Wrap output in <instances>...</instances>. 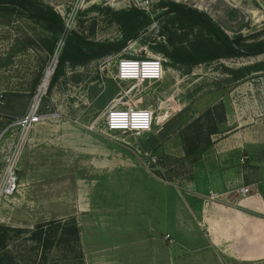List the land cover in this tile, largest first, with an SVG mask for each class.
Instances as JSON below:
<instances>
[{
	"label": "rangeland",
	"instance_id": "374dc122",
	"mask_svg": "<svg viewBox=\"0 0 264 264\" xmlns=\"http://www.w3.org/2000/svg\"><path fill=\"white\" fill-rule=\"evenodd\" d=\"M39 1L63 19L65 33L50 32L24 14L0 12V174L17 143V124L37 95L39 111L50 113L26 140L17 192L0 204V226L24 231L9 233L7 251L18 264H44L28 232L46 223L55 231L51 222L73 220L79 228L74 254L81 253L82 259L63 264H243L201 251L206 240L198 217L201 200L184 182L194 179L184 140L198 132L188 126L203 115L197 124L204 126L200 148L215 124L218 134L211 136L212 142L236 131L238 141L245 137L257 149L264 148V69L248 75L244 70L263 68L264 54L191 67L172 64L149 46L166 45L165 37L173 32H162L174 15L163 16L161 2L205 14L229 38L264 41V0H162L150 9L151 24L141 38L127 42L124 51L161 58V81H115L114 57L123 48L84 66L65 63L45 90L39 87L57 59L56 69L67 37L121 41L124 34L112 14L129 7L128 0ZM121 96L154 112L149 132L106 130V108L121 104L112 103ZM209 108L213 111L208 116ZM65 252L57 246L47 264Z\"/></svg>",
	"mask_w": 264,
	"mask_h": 264
},
{
	"label": "trees",
	"instance_id": "16d2710c",
	"mask_svg": "<svg viewBox=\"0 0 264 264\" xmlns=\"http://www.w3.org/2000/svg\"><path fill=\"white\" fill-rule=\"evenodd\" d=\"M159 7L166 9L162 14L163 16L174 15V18L163 26L162 32L168 30L173 32H169L167 37L164 36L166 45L154 44L149 47L154 53L162 54L172 64L192 67L220 59L255 57L264 54V41L246 43L240 38H229L203 13L175 3L161 2ZM0 12L24 14L30 19L43 23L47 30L55 34L65 33L66 31L64 21L57 12L39 0H0ZM112 18L124 34L122 40L106 44L94 43L76 34L67 37L58 58L57 67L54 74H52L53 76H51L52 80L50 78L51 86L62 74L65 63L72 66H84L91 61L119 52L125 48L127 42L140 39V32L151 24L150 18L137 9L113 13ZM170 24L175 26L173 30L169 29L168 25ZM195 30L197 33L189 38ZM263 69L264 66L261 68L259 65L244 70L248 75L251 72L262 71ZM212 111L213 108H209L206 114L209 116ZM202 118L203 115L198 116L188 126V128L196 126L198 132L192 138L184 140L185 157L192 158V163L200 160L202 155L212 147L214 142L211 141V136L218 134L215 130L217 124H215V127L209 130L208 137L203 140V146L200 148L202 143L200 142L202 140L201 131L204 126L201 124L198 127L197 124L201 123ZM222 122L223 120H219L218 123ZM51 223L56 226L55 231L48 230L50 223H46L39 224L33 231L28 232V239L41 251V259L44 264L48 263L49 253L57 246L65 247V256L61 259L51 260L49 264L81 261V253L74 254L76 245L79 243V228L76 223L73 220L69 223L59 221ZM10 232L20 234L24 231L0 226V264H18L7 251L8 241L11 238Z\"/></svg>",
	"mask_w": 264,
	"mask_h": 264
},
{
	"label": "crops",
	"instance_id": "0c3cea01",
	"mask_svg": "<svg viewBox=\"0 0 264 264\" xmlns=\"http://www.w3.org/2000/svg\"><path fill=\"white\" fill-rule=\"evenodd\" d=\"M230 132L194 163V179L184 181L201 200L198 217L206 239L201 251L243 264L264 263V148ZM241 186L250 188L244 198L236 195Z\"/></svg>",
	"mask_w": 264,
	"mask_h": 264
},
{
	"label": "built area",
	"instance_id": "2783aa9c",
	"mask_svg": "<svg viewBox=\"0 0 264 264\" xmlns=\"http://www.w3.org/2000/svg\"><path fill=\"white\" fill-rule=\"evenodd\" d=\"M162 0H128V9H137L150 15V9L158 5ZM116 55L115 72L113 79L117 82H136L143 84L145 82H159L164 76V62L158 57L139 58L133 54ZM52 68L54 74L55 65ZM38 96V95H37ZM36 96V97H37ZM124 97H118L112 103L118 100L121 104H116L114 108H106L105 128L110 132H149L153 126L154 112L145 107L132 106L124 102ZM36 99V98H35ZM111 103V104H112ZM50 113L43 114L39 111V104L31 109L19 122V136L17 143L12 152H10L4 161L0 174V204L11 198L18 189L19 185V159L26 144L29 134L35 125L48 119ZM244 159H241L243 162ZM250 193L248 186H241L236 189V195L244 198ZM210 199L216 200L214 195L209 196Z\"/></svg>",
	"mask_w": 264,
	"mask_h": 264
},
{
	"label": "bare ground",
	"instance_id": "6f19581e",
	"mask_svg": "<svg viewBox=\"0 0 264 264\" xmlns=\"http://www.w3.org/2000/svg\"><path fill=\"white\" fill-rule=\"evenodd\" d=\"M56 59V58H55ZM57 60V59H56ZM56 60L53 62V65L55 64V62H56ZM53 65L47 70V73L45 74V77H44V79H43V83H42V85H41V87H39L40 88V90H45V87L47 86L48 87V83H49V81H50V77L52 76V74H53V72H52V68H53ZM48 84V85H47ZM47 89V88H46ZM37 98H39V96H37L36 97V99H35V104H34V106L36 107L38 104H39V100L37 99ZM33 106V107H34ZM40 124V123H39ZM38 125V124H37ZM36 125V126H37ZM35 128V127H34ZM33 128V129H34Z\"/></svg>",
	"mask_w": 264,
	"mask_h": 264
}]
</instances>
